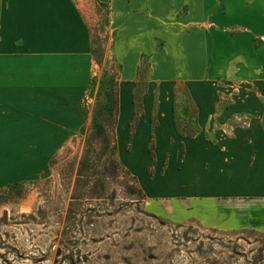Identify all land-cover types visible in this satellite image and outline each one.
<instances>
[{
	"label": "crops",
	"instance_id": "obj_1",
	"mask_svg": "<svg viewBox=\"0 0 264 264\" xmlns=\"http://www.w3.org/2000/svg\"><path fill=\"white\" fill-rule=\"evenodd\" d=\"M96 1L119 65L118 142L132 161L150 158L152 210L264 233V89L231 85L241 48L264 46V0ZM98 65L73 0H0V142H61L80 128Z\"/></svg>",
	"mask_w": 264,
	"mask_h": 264
},
{
	"label": "rangeland",
	"instance_id": "obj_2",
	"mask_svg": "<svg viewBox=\"0 0 264 264\" xmlns=\"http://www.w3.org/2000/svg\"><path fill=\"white\" fill-rule=\"evenodd\" d=\"M73 2L88 20L100 60L85 98L89 112L61 142H0V264H264V233L176 222L152 210L143 185L150 158H128L131 142H118L108 111L105 91L119 65L107 57V8L96 0ZM260 45L256 39L241 48L248 62L240 61L242 78L231 85L264 89ZM141 77L138 97L146 86Z\"/></svg>",
	"mask_w": 264,
	"mask_h": 264
},
{
	"label": "trees",
	"instance_id": "obj_3",
	"mask_svg": "<svg viewBox=\"0 0 264 264\" xmlns=\"http://www.w3.org/2000/svg\"><path fill=\"white\" fill-rule=\"evenodd\" d=\"M94 58L96 59V61L100 64V60L99 58L95 55V50H94ZM114 85L113 87H110L108 90L105 91V94H106V100L107 102L109 103V109L108 111L110 112L111 116L113 115L114 117V124L116 123L117 121V116H118V113H119V90H118V85H119V80H118V76H116L114 78ZM95 118V116H94ZM96 126H99V124L97 123L96 121ZM132 130V125H130V131ZM152 156H153V153H152ZM153 163V158L151 160V165ZM150 173H151V170H150ZM19 183L18 182H14L12 184H8L7 186V190L11 191V189L15 188L16 186H18ZM1 191H3L2 189H0V193Z\"/></svg>",
	"mask_w": 264,
	"mask_h": 264
}]
</instances>
